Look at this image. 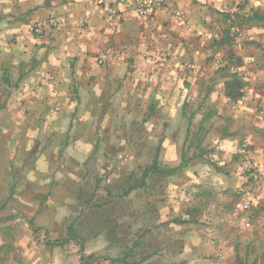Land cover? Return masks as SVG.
<instances>
[{
  "label": "rangeland",
  "instance_id": "1",
  "mask_svg": "<svg viewBox=\"0 0 264 264\" xmlns=\"http://www.w3.org/2000/svg\"><path fill=\"white\" fill-rule=\"evenodd\" d=\"M223 31L190 42L204 55L183 56L195 83L183 78L176 92L131 76L76 96L66 77L55 89L54 71L32 78L38 63L0 52V213L16 216L0 221V264H111L131 247L143 264H264V98L252 90L264 89V28H237L231 46H218ZM233 77L244 84L238 101L225 93ZM158 150L165 166L183 153L189 162L121 199L124 180ZM73 222L84 251L74 240L46 244Z\"/></svg>",
  "mask_w": 264,
  "mask_h": 264
},
{
  "label": "crops",
  "instance_id": "2",
  "mask_svg": "<svg viewBox=\"0 0 264 264\" xmlns=\"http://www.w3.org/2000/svg\"><path fill=\"white\" fill-rule=\"evenodd\" d=\"M153 1L162 4L143 15L134 3L127 8L121 0L102 4L98 0H0V52L20 66L25 60L38 63V70L30 71L32 78L41 71H54L55 89L61 77H66V89H117L118 80L132 76L143 89L176 92L183 88V78L195 83L184 72L183 56L195 60L204 55L190 42H208L217 29H224V24L214 22L217 14L239 7L240 12L264 10V0ZM115 7L117 16L112 13ZM36 25L41 26L42 36ZM260 28L264 27L245 29L257 33ZM60 67L66 69V76ZM18 69L16 74L22 77ZM138 82L126 89H136ZM252 90L257 99L264 98V89Z\"/></svg>",
  "mask_w": 264,
  "mask_h": 264
},
{
  "label": "trees",
  "instance_id": "3",
  "mask_svg": "<svg viewBox=\"0 0 264 264\" xmlns=\"http://www.w3.org/2000/svg\"><path fill=\"white\" fill-rule=\"evenodd\" d=\"M223 15L225 22L224 31L222 32V37L217 40L218 46L228 45L231 46L232 41L234 40L235 36V29H244V28H251V27H264V10L262 8H252L248 12H221ZM234 55L231 54V58ZM228 59V62H233L232 59ZM21 77H19V80ZM243 81L238 79L237 77H233L229 79L226 85V95L230 97L233 101L240 100L242 96V89H243ZM72 92L78 96V89H72ZM155 109L153 108L151 112H154ZM189 122H191V117L188 118ZM189 161L187 160L185 153L182 155V159L180 163L174 167L165 166L159 160V150L156 152V155L151 163H148L143 167L141 174L137 175L136 173H132L126 178L122 184L121 192L119 197L121 199L127 198L132 192L145 188L151 179L154 178H167L176 175L182 167H184ZM93 198L91 199V201ZM97 208H102L101 205L96 206ZM1 212V207H0ZM16 216H9L3 217L0 213V221L6 222L15 219ZM32 225V223L30 222ZM76 222L70 224L67 228V235L61 241L52 240L48 232L46 233L45 242L49 247H54L57 244H64L69 240L76 241L81 250H85L86 240L82 236L78 234V231L75 227ZM133 247L129 248L128 252H125L123 257L117 258H110L111 264H143L142 261H133L131 257L133 256ZM99 260V258L97 259ZM83 264H91L88 260L82 261ZM241 264H247L240 260Z\"/></svg>",
  "mask_w": 264,
  "mask_h": 264
},
{
  "label": "built area",
  "instance_id": "4",
  "mask_svg": "<svg viewBox=\"0 0 264 264\" xmlns=\"http://www.w3.org/2000/svg\"><path fill=\"white\" fill-rule=\"evenodd\" d=\"M121 1H122V3H124V5L127 8H130L133 5V3H134V5L137 6L138 12L140 14H143V15H147L149 13V11L152 9V7L159 6V5L162 4L160 1H156L155 2L153 0H134V1H132V0H121ZM98 2L102 4L103 0H98ZM112 13L115 16L119 15V9L117 7H115L112 10ZM34 29L36 30V32L40 36H42L43 31H42L41 26L36 25L34 27ZM232 70L236 71V72L238 71L237 69H235V67H232ZM262 110L264 111V105H263ZM241 152H242V156L244 158H248L249 152L247 150V145H243ZM245 171L249 172L251 178L254 179L255 181L259 180L260 176H259L258 172L253 167H251V166L250 167H246Z\"/></svg>",
  "mask_w": 264,
  "mask_h": 264
}]
</instances>
